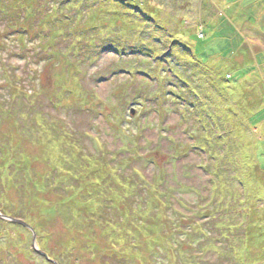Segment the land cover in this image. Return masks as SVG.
I'll use <instances>...</instances> for the list:
<instances>
[{
    "label": "rangeland",
    "instance_id": "374dc122",
    "mask_svg": "<svg viewBox=\"0 0 264 264\" xmlns=\"http://www.w3.org/2000/svg\"><path fill=\"white\" fill-rule=\"evenodd\" d=\"M262 12L0 0V264H264Z\"/></svg>",
    "mask_w": 264,
    "mask_h": 264
},
{
    "label": "trees",
    "instance_id": "16d2710c",
    "mask_svg": "<svg viewBox=\"0 0 264 264\" xmlns=\"http://www.w3.org/2000/svg\"><path fill=\"white\" fill-rule=\"evenodd\" d=\"M168 141H169L170 143L174 144V145H177L176 142H173L171 139H170V140L168 139ZM206 147H207V146H206ZM206 147H204L203 145L201 146L200 149L202 150L203 153L206 151V150H205ZM203 162H204V161H203ZM203 162H202V163H203ZM202 163H201V164H202Z\"/></svg>",
    "mask_w": 264,
    "mask_h": 264
},
{
    "label": "crops",
    "instance_id": "0c3cea01",
    "mask_svg": "<svg viewBox=\"0 0 264 264\" xmlns=\"http://www.w3.org/2000/svg\"><path fill=\"white\" fill-rule=\"evenodd\" d=\"M263 16H264V13L262 12L260 15V20L263 18Z\"/></svg>",
    "mask_w": 264,
    "mask_h": 264
},
{
    "label": "water",
    "instance_id": "95a60500",
    "mask_svg": "<svg viewBox=\"0 0 264 264\" xmlns=\"http://www.w3.org/2000/svg\"><path fill=\"white\" fill-rule=\"evenodd\" d=\"M13 221H14V220H13ZM14 222L18 223L17 221H14Z\"/></svg>",
    "mask_w": 264,
    "mask_h": 264
}]
</instances>
